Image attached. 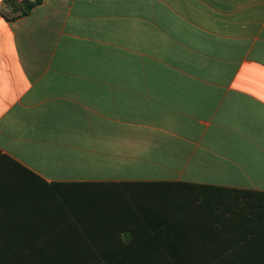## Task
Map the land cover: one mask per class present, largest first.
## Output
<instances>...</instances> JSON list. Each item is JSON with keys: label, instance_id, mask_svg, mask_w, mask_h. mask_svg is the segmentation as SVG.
<instances>
[{"label": "crops", "instance_id": "0c3cea01", "mask_svg": "<svg viewBox=\"0 0 264 264\" xmlns=\"http://www.w3.org/2000/svg\"><path fill=\"white\" fill-rule=\"evenodd\" d=\"M30 1L0 0V264H264V0Z\"/></svg>", "mask_w": 264, "mask_h": 264}, {"label": "trees", "instance_id": "16d2710c", "mask_svg": "<svg viewBox=\"0 0 264 264\" xmlns=\"http://www.w3.org/2000/svg\"><path fill=\"white\" fill-rule=\"evenodd\" d=\"M35 3L37 2L30 1V0H3L2 4L7 9L18 14V16H24V15H27L33 9V7L36 5ZM189 187H192L191 194L193 195V197L203 196L205 194V193L198 192L197 190H193L195 189L196 186L189 185ZM218 193H221V192H218ZM217 196H221V194L216 193L215 195H213V198H216ZM263 201H264V198H263Z\"/></svg>", "mask_w": 264, "mask_h": 264}]
</instances>
